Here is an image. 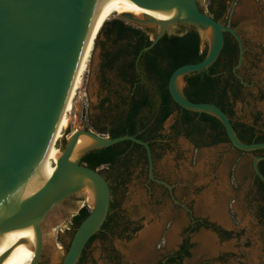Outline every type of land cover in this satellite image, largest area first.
Listing matches in <instances>:
<instances>
[{
    "label": "water",
    "instance_id": "obj_1",
    "mask_svg": "<svg viewBox=\"0 0 264 264\" xmlns=\"http://www.w3.org/2000/svg\"><path fill=\"white\" fill-rule=\"evenodd\" d=\"M108 1L0 0V244L10 230L35 225L39 243L30 264H38L45 229L64 216L61 208L82 192L86 178L93 182L94 207L76 228L62 264H77L87 244L106 221L112 199L111 186L100 168L81 162L86 153L125 141L138 143L146 150L150 178L172 190L169 183L154 175V157L148 141L134 135L111 137L96 130L78 128L61 148L63 154L47 184L13 211L34 164L53 138L56 123L68 102V89L83 47L88 44L99 12ZM132 1L149 10L175 13L174 18L165 20L123 15L130 23L156 30L151 36L152 43L144 47L140 55L180 26L195 28L201 40L208 44L203 60L184 64L172 72L168 87L173 100L186 109L218 118L234 148L246 152L264 149V142L242 141L231 117L216 103L195 102L184 93L187 75L208 69L217 61L226 33L232 34L238 43L239 57L234 71L242 79L237 70L244 61L245 45L236 28L206 12L198 0ZM81 135H87L90 142L72 161L70 158ZM263 159L264 155H256L252 166L254 174L264 182L259 168Z\"/></svg>",
    "mask_w": 264,
    "mask_h": 264
},
{
    "label": "rangeland",
    "instance_id": "obj_2",
    "mask_svg": "<svg viewBox=\"0 0 264 264\" xmlns=\"http://www.w3.org/2000/svg\"><path fill=\"white\" fill-rule=\"evenodd\" d=\"M198 2L209 13V1ZM228 10L230 22L241 30L247 45L253 47L255 53V56H248L245 67L238 72L242 76L248 69L249 74L245 82L247 88L234 102L233 119L252 122L258 112V127L264 131V98L260 94L261 91L264 94V0H230ZM113 18L126 20L119 13L106 19ZM224 20L227 21L226 17H222L221 21ZM181 32L180 29L169 31L170 34ZM150 35L153 36V32ZM105 40L104 33L95 40L80 75L73 103L66 111L63 128L56 139L60 149L76 129L95 130V124L106 125L101 108L110 93L102 69ZM205 48L208 49V44L202 41V49ZM112 96L111 99L116 101ZM176 116L174 113L165 121L163 134L174 135L172 126ZM169 141L171 148L157 158L155 174L173 187L175 185V195L193 209L196 219L209 223V227L200 224L190 235V255L184 256L182 264H264V225L260 221L261 202L257 199L252 166L256 154L235 149L229 143L195 150L183 135L173 136ZM145 166L136 161L131 167V179L125 186L117 184L113 172L109 175L108 181L113 187L111 201L116 204L113 214L116 213L118 225L112 223L105 244L118 250L119 260L109 258L104 253L106 245L95 240L84 264H159L178 249L190 223L189 215L171 202L168 192L161 186L147 181ZM84 206L90 211L94 207L85 193L74 195L61 208L64 216L45 229L44 262L62 264L76 228L69 234L62 230L71 227L73 215ZM154 228L153 236L144 237L145 231ZM60 235L61 240L57 238Z\"/></svg>",
    "mask_w": 264,
    "mask_h": 264
},
{
    "label": "trees",
    "instance_id": "obj_3",
    "mask_svg": "<svg viewBox=\"0 0 264 264\" xmlns=\"http://www.w3.org/2000/svg\"><path fill=\"white\" fill-rule=\"evenodd\" d=\"M208 8L209 13L219 20L221 15L216 14L210 6ZM103 23L96 41L102 33L105 34L102 69L103 79L109 86L110 93L101 105L106 125H93L96 131L111 137L134 135L148 141L153 150L154 140L162 136L163 124L176 113L172 130L177 136H187L198 147L231 143L224 125L218 118L180 106L169 92V78L175 69L184 64L199 62L206 56L207 49H202V40L195 28L183 34L167 33L151 49L140 55L142 49L152 43L150 32L155 34L154 31L122 18L105 19ZM238 55L236 40L227 34L217 61L208 69L185 77L184 93L192 101L214 102L220 106L231 117L242 141L264 142V131L256 138L253 126L244 129L239 121L233 119L234 102L241 94V83L233 70ZM112 95L116 101L111 99ZM252 152L264 155V149ZM136 161L147 166L148 157L145 148L132 141L92 150L81 159L82 163L95 169L105 166L102 172L106 174L107 179L109 180V175L113 172L112 177L120 186H125L131 179V167ZM259 168L264 174V160L259 162ZM256 179L261 185L257 189V199L263 204L260 208L263 221L264 182L259 177ZM115 208L116 204L111 201L109 215L100 229L103 233L112 228V223L118 225L116 213L113 214ZM89 213L87 206L80 209L79 214L74 216L75 228ZM214 229L217 231V228ZM223 233L229 234L225 231ZM95 236L96 234L92 239ZM189 255V246L185 244L177 255H168L166 260L159 264H181L184 256ZM77 264H82L81 259Z\"/></svg>",
    "mask_w": 264,
    "mask_h": 264
},
{
    "label": "bare ground",
    "instance_id": "obj_4",
    "mask_svg": "<svg viewBox=\"0 0 264 264\" xmlns=\"http://www.w3.org/2000/svg\"><path fill=\"white\" fill-rule=\"evenodd\" d=\"M113 13H119L120 15L129 13L138 18L150 16L151 18H154L156 20L172 19L175 17V13H162L159 11L149 10L137 5L132 0H110L102 6L97 20L93 26L90 40L88 44L83 47V50L79 57V63L77 70L75 71L73 83L68 89V102L65 110L56 123L53 138L45 148L38 161L34 164L13 211L22 207L23 203L27 199L35 195L37 192L41 191L47 184L49 179L52 177V175L55 173L57 163L63 154L62 150L57 146L56 139L59 137L60 129L63 128L64 116L66 114V111L71 108L70 106L72 105L74 100V93L78 87L80 75L83 72L86 64L88 63L90 52L91 50H93V45L101 27L104 24L103 22ZM70 136L71 135H69V137ZM89 142L90 138L87 135H81L70 160H75L77 158L78 151L84 146L88 145ZM50 163H52V165H50ZM84 181L85 187L82 190V193H85L87 195V199L94 203L96 195L93 188V182L89 178H86ZM154 232L155 228L152 230H147L144 233V237L149 238L153 236ZM38 243L39 234L35 229V225L33 224L24 228L10 230L9 235L0 244L1 264H30L35 255V249L37 248ZM45 246L46 243L44 240L43 249Z\"/></svg>",
    "mask_w": 264,
    "mask_h": 264
},
{
    "label": "flooded vegetation",
    "instance_id": "obj_5",
    "mask_svg": "<svg viewBox=\"0 0 264 264\" xmlns=\"http://www.w3.org/2000/svg\"><path fill=\"white\" fill-rule=\"evenodd\" d=\"M209 1V6L212 8V10L216 13V14H220L221 15V17H220V21H221V19H222V17H226V19H227V21L226 20H224V21H221L222 23H224V24H226V25H230V26H232V27H234V28H236V30L238 31V33L241 35V37H242V39H243V41H244V45H245V53H244V61H243V64H242V66L237 70V73L241 70V69H243V67H245V61L247 60V58H248V56L249 55H253V56H255V53H254V50H253V47H251V46H249V45H247V43H246V39H245V37H244V35L241 33V30L240 29H238L237 27H235L234 25H232V23L230 22V20H229V15H230V13H229V10H228V3H229V1L230 0H208ZM193 27H184V26H180V27H178V29H180V30H182V32L181 33H176V34H183V33H185V32H188L190 29H192ZM173 34H175V33H173ZM227 34H229L230 35V37H232L234 40H236L235 39V37L232 35V34H230V33H226V35ZM225 35V36H226ZM237 42V41H236ZM238 44V43H237ZM239 48V47H238ZM238 57H239V55H238ZM234 70V69H233ZM248 71V69L246 70V73H244L241 77H242V79H240V78H238V76L236 75V73H235V71H234V73H235V75H236V77L239 79V81H240V83H241V92H242V90H245L246 88H247V85L245 84V82H246V80H247V75L249 74V72H247ZM260 94H261V98H264V94H263V92L261 91L260 92ZM260 120V115H259V113L257 112L254 116H253V121L252 122H249L248 120H235V121H239L243 126H242V128H244V129H247V128H249V127H251V126H253L254 127V131H255V137L256 138H258L259 136H261V134H263V131L258 127V121ZM173 132H172V134H174V135H165V134H163L162 132H161V134H162V136H161V138H157L156 140H154V142H153V150H152V152H153V157H154V175H155V177L156 178H159V179H162V180H164L163 178H160V177H158L156 174H155V163H156V161H157V158L158 157H160L162 154H164V152H165V150L167 149V148H171V146H170V144H171V141H169V139H171V138H173V136L174 137H176L177 135H176V132L174 131V130H172ZM165 136V137H164ZM186 139H188L192 144H193V147H194V149L195 150H198V149H200V148H203V147H207V146H202V147H198L197 145H196V143L194 142V141H192L190 138H188L187 136H185V135H183ZM230 145H232L231 143H229ZM236 149V148H235ZM252 152V151H251ZM252 153H254V152H252ZM178 155V154H177ZM264 160V159H263ZM146 167V169H147V181L150 183V184H156V185H159V186H161L166 192H168V194H169V196H170V199H171V202L172 203H174V204H176V205H178L179 207H181V208H183V209H185L186 210V213L189 215V218H190V223H189V225L185 228V231H184V235H183V238H182V240H181V242H180V244H179V246H178V249L175 251V253H173L172 255H177L178 254V252L181 250V247L183 246V245H185V244H187L188 246H189V251H190V248H191V241H190V235L193 233V232H195L197 229H198V227H199V225L200 224H204L205 226H207V227H209V223H206V222H203V221H200V219H196L195 217H194V214H193V209H191L190 208V206L186 203V205L185 206H183V202L181 201V200H179L178 199V197L175 195V185H174V187L171 185V183H169L171 186H172V190H169L166 186H164L163 184H161V183H159V182H156V181H154L153 179H151L150 178V176H149V168H148V163H147V166H145ZM256 175L254 174V182H255V185H256V187H257V189L258 188H260L261 187V185H260V183L257 181V179H256ZM165 181V180H164ZM167 182V181H166ZM168 183V182H167ZM179 183V182H178ZM112 190V189H111ZM263 204L261 203L260 204V206H259V214H260V208H261V206H262ZM81 209V208H80ZM80 209L77 211V213L74 215V216H76L77 214H79V212H80ZM74 216H73V218H72V221H71V227H67L66 228V231H63L62 230V232H67L68 234L71 232V230L72 229H74L75 228V221H74ZM260 221H261V223H262V225H264V220L262 221V219H261V216H260ZM213 228H214V226H213ZM128 230V229H127ZM107 231H109V230H105V233H103L101 230H99L97 233H96V236H95V238L94 239H92V240H90V242L87 244V246L85 247V249H84V251H83V253H82V255H81V257H80V259H81V261H82V264H84L85 263V260H86V258H87V256H88V254H89V248H90V245H91V243L92 242H94L95 240H99V241H101V243H103V245H106L105 244V241H106V236H107ZM214 231H216L215 229H214ZM60 237V238H59ZM58 239H60L61 240V235L60 236H58L57 237ZM59 249L61 248V247H58ZM44 250L45 249H43V251H42V253H41V256H40V258H39V261H38V264H49V263H46V262H44L43 261V257H44ZM104 253L109 257V258H111V259H113V260H119V258H120V254H119V252H118V250H116L113 246H110V245H106L105 246V248H104ZM167 258V257H166ZM166 258H164L162 261H165L166 260ZM79 259V260H80ZM161 262V261H160ZM159 262V263H160ZM181 262V264H182V261H180ZM108 264H110V263H108Z\"/></svg>",
    "mask_w": 264,
    "mask_h": 264
}]
</instances>
